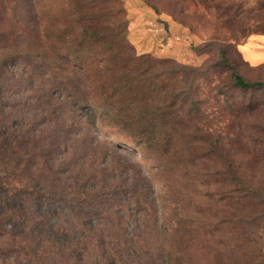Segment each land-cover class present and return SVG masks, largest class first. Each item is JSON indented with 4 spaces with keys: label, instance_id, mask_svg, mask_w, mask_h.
I'll use <instances>...</instances> for the list:
<instances>
[{
    "label": "rangeland",
    "instance_id": "obj_1",
    "mask_svg": "<svg viewBox=\"0 0 264 264\" xmlns=\"http://www.w3.org/2000/svg\"><path fill=\"white\" fill-rule=\"evenodd\" d=\"M235 74L264 82V0H0V148L20 136L63 186L112 194L73 221L82 264L101 234L121 248L100 264H264V88ZM32 231L0 264H77Z\"/></svg>",
    "mask_w": 264,
    "mask_h": 264
},
{
    "label": "trees",
    "instance_id": "obj_2",
    "mask_svg": "<svg viewBox=\"0 0 264 264\" xmlns=\"http://www.w3.org/2000/svg\"><path fill=\"white\" fill-rule=\"evenodd\" d=\"M235 85L243 89L264 88V82H246L239 74H235ZM2 144L5 150L0 148V212L5 210L10 212L4 216L7 219L17 218L16 212L21 214L20 224L17 227L21 225L23 229L14 234L0 232V238L8 236L18 238L24 234L23 239H28L32 230L33 233L37 231L38 236H46L49 242L58 244L57 246L70 259L76 255V263L82 264L86 251L74 250L73 255L72 250L67 252L72 247L79 246L81 242L76 240L83 236L76 237L71 233L73 221L76 218L82 223L85 216L102 217L101 215L115 206L107 199L112 194L109 197V193L103 196L96 192H84L79 187L74 190L67 185L63 186L66 179L58 175L63 174L64 172L61 171L65 170L57 167V156H53V152L43 154V151H38L37 147L30 149L28 143L20 136H5ZM23 146L26 150H23ZM22 151L24 153H21ZM92 177V175L89 176V178ZM15 202L16 205L12 207ZM41 206L47 209L44 212H34V209ZM57 208L66 210L65 218L62 220L60 218L57 220L55 214H50L49 210ZM102 235L98 236L100 238L97 264H100L108 255L114 257L116 262L113 252L121 246L114 241L107 245V236ZM89 239L91 242L94 241L93 236ZM133 240L134 238L132 242Z\"/></svg>",
    "mask_w": 264,
    "mask_h": 264
}]
</instances>
